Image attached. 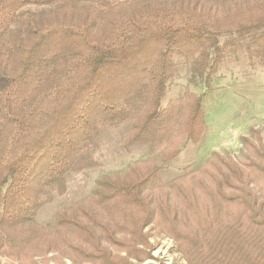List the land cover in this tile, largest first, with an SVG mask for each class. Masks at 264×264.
<instances>
[{
  "label": "trees",
  "instance_id": "trees-1",
  "mask_svg": "<svg viewBox=\"0 0 264 264\" xmlns=\"http://www.w3.org/2000/svg\"><path fill=\"white\" fill-rule=\"evenodd\" d=\"M241 57L264 67V0H0V264H132L149 256L136 249L147 227L187 264H264V126L243 137L245 160L214 152L161 178L208 132L204 95L170 97V84L188 67L209 87ZM124 127L125 147L158 159L102 175L37 222Z\"/></svg>",
  "mask_w": 264,
  "mask_h": 264
},
{
  "label": "rangeland",
  "instance_id": "rangeland-1",
  "mask_svg": "<svg viewBox=\"0 0 264 264\" xmlns=\"http://www.w3.org/2000/svg\"><path fill=\"white\" fill-rule=\"evenodd\" d=\"M189 75V68H182L178 77L170 84L169 95L181 96L187 87L197 94H203L208 132L200 144L186 142L179 156L163 167L161 178L165 182L186 172L198 170L207 164L214 152L229 153L245 160L247 148L243 137L252 138L254 129L264 126V67L252 68L245 58H238L226 63L209 87L204 83L191 82ZM128 127L105 133L100 139L96 154L99 165L72 174L67 193L57 195L53 202L43 205L36 216L37 222L51 223L61 208L69 207L91 195L102 175L126 171L137 160L149 157L158 159L159 155L151 150L124 146L122 139ZM144 233L149 235V244L137 245L136 249L149 256L146 260L130 258L132 264H187L184 254L173 239L158 234L149 227ZM120 254L124 257L129 255L126 251ZM1 264L14 263L3 261ZM48 264L74 263L66 259L63 263L53 260Z\"/></svg>",
  "mask_w": 264,
  "mask_h": 264
}]
</instances>
